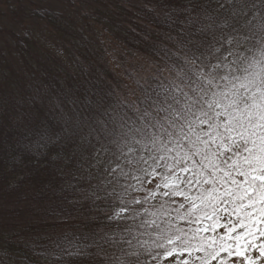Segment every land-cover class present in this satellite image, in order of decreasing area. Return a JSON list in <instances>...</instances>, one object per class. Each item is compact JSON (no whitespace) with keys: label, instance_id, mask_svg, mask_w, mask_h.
Masks as SVG:
<instances>
[{"label":"trees","instance_id":"obj_1","mask_svg":"<svg viewBox=\"0 0 264 264\" xmlns=\"http://www.w3.org/2000/svg\"><path fill=\"white\" fill-rule=\"evenodd\" d=\"M17 1L30 5L25 15L30 22L9 32L10 43L0 41V264H96L102 257L116 264L129 259L122 251L133 250L140 252L141 264H182L168 261L169 251L188 254L190 264H201L211 240L231 243L228 229L234 227L231 235L236 236L244 228L243 214L229 209L231 214L221 212L218 220L189 223L183 210L177 212L178 203L163 197L150 199L140 210L146 221L155 220L160 227L133 226L131 235L106 221V213L90 202L76 205L64 219L46 211L65 197H78L69 185L87 188L90 183L88 171L75 167L83 147L80 138L88 132L86 126L74 129L77 114L83 118L107 110L117 118L133 116L128 106L161 70L163 77L175 79L162 58L163 26L144 5L189 10L201 5V17L211 16L216 24L230 16L227 6L217 11L220 0H71L84 7L75 18L36 0ZM248 2L256 5L252 12L257 17L264 12L260 0ZM249 55L259 58L258 49ZM143 195L136 193L137 198ZM65 207L73 209L67 203ZM205 224L208 230L203 232ZM173 235L181 240L169 244L165 237ZM121 236L135 237V248ZM108 237L119 243H106ZM256 242L264 243V238ZM97 246L104 249L100 257L95 256ZM78 250L92 256L76 255ZM47 252L54 255L45 258ZM221 258L232 264L226 255ZM210 264H220V258Z\"/></svg>","mask_w":264,"mask_h":264},{"label":"snow or ice","instance_id":"obj_2","mask_svg":"<svg viewBox=\"0 0 264 264\" xmlns=\"http://www.w3.org/2000/svg\"><path fill=\"white\" fill-rule=\"evenodd\" d=\"M260 3L264 8V0ZM226 6L230 16L216 24L211 16L201 17V5L193 4L191 10L144 5L163 26L162 58L175 79L163 77L161 70L128 106L133 116L125 113L117 118L107 110L83 118L77 114L74 129L86 126L88 132L80 138L83 147L75 167L88 171L90 183L87 188L69 185L78 197H65L46 208L51 216L64 219L76 205L90 202V207L106 213V221L131 235L133 226L160 227L140 212L150 199L163 197L178 203L182 218L197 224L201 218L218 220L221 212L231 209L243 214L240 225L247 232L233 236L235 228L229 227L227 240L235 247L213 239L201 264L217 258L226 264L222 255L232 264H264V243L256 242L264 238L260 227L264 225V12L257 17L252 12L256 5L248 0H220L217 11ZM253 49H258L259 58L249 55ZM136 193L144 195L137 198ZM132 239L120 237L135 248ZM165 239L175 244L181 237ZM106 243L119 241L108 237ZM97 247L95 256L100 257L104 249ZM249 248L254 254H249ZM75 254L92 256L79 250ZM42 255L48 258L54 253ZM122 255L129 259L116 264H141L138 251H122ZM96 264L113 261L102 257Z\"/></svg>","mask_w":264,"mask_h":264},{"label":"rangeland","instance_id":"obj_3","mask_svg":"<svg viewBox=\"0 0 264 264\" xmlns=\"http://www.w3.org/2000/svg\"><path fill=\"white\" fill-rule=\"evenodd\" d=\"M38 2L44 3L46 6L56 9L62 10L67 14L72 15L76 18V13H80L84 8L82 5L76 4V1L71 0H36ZM27 7V8H26ZM30 9V5L27 2H22L20 5L17 0H0V41L4 46L6 42L10 43V35L9 32L12 29H19L23 23L30 22V19L25 16L27 15V11ZM48 39L52 42L50 35L47 36ZM46 40V39H44ZM204 229L207 228V224L201 226V230L203 232ZM247 232L246 228L239 230L235 235L244 236ZM233 243V242H231ZM249 254H253V252L249 251ZM177 260L182 263V261L187 260L190 264L191 256L188 254H173L172 257L168 259V261Z\"/></svg>","mask_w":264,"mask_h":264}]
</instances>
